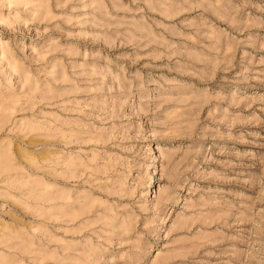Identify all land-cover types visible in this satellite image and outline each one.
<instances>
[{
  "label": "rangeland",
  "instance_id": "374dc122",
  "mask_svg": "<svg viewBox=\"0 0 264 264\" xmlns=\"http://www.w3.org/2000/svg\"><path fill=\"white\" fill-rule=\"evenodd\" d=\"M0 264H264V0H0Z\"/></svg>",
  "mask_w": 264,
  "mask_h": 264
}]
</instances>
